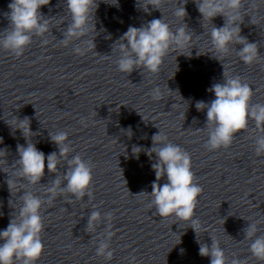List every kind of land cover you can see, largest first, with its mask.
<instances>
[{"label": "clouds", "instance_id": "obj_1", "mask_svg": "<svg viewBox=\"0 0 264 264\" xmlns=\"http://www.w3.org/2000/svg\"><path fill=\"white\" fill-rule=\"evenodd\" d=\"M193 2L202 16V21H208L212 25L209 36L213 49L219 54L215 57L217 60L220 61L219 57L229 54L233 50L231 46L235 45H242L239 50L236 47L234 50L245 64L259 63L264 59L259 53L258 44L249 42L241 35L240 25L244 23L245 16H250V22L253 24V17L249 12L257 7L256 0H251L247 9L245 8L247 0H193ZM164 3L165 0H144V4L140 5L145 12H148L149 5L161 12ZM187 3L188 0H179L174 8L173 16L182 21L175 31L163 15L162 18L152 19L141 27L129 26L114 44L116 47H113V51L119 53L115 60L117 71L129 75L136 69H142V74L145 71L155 74L171 51L189 47L192 31L184 23L188 15L185 8ZM49 4L50 0H12L8 4L10 11L4 14L10 23L8 28L0 33V49L19 58L33 42V37L43 38L46 33L51 32V18H45L40 11L43 6ZM98 6L97 0H66V12L70 22L63 32L61 45L68 47L73 42L80 41L73 48V53L80 56L95 49V36L84 38L92 32L96 33L94 16ZM217 16L224 18L222 27L212 24V20ZM42 43L46 45L49 41L43 39ZM223 77L222 83H215L208 89L214 93V100L210 103L198 101L195 104L198 111L207 109L205 128L208 139L205 148L210 151L221 147L227 148L232 143L234 135L247 129L249 121H252L258 133L254 136L255 153L257 156L264 155V103H251L253 89L241 76H229L224 71ZM167 89L171 91L168 86ZM149 95L154 100L163 97L159 86L152 89ZM12 119L16 122L15 127L7 119L6 123L13 129H19L27 141L26 146L17 145L19 158L10 167L20 178L23 195L19 196L22 203L18 213L12 216L7 228L0 231V240L3 241L0 243V264H36L44 250L41 238L45 227L41 215L42 206L45 203L51 205L62 195L74 197L76 201L83 200L85 196L93 200L91 184L94 165L91 161L83 159L80 153L69 158L74 148L66 131L49 132L50 140L57 146L58 152L53 151L45 156V153L38 150L29 139L36 135L30 128V119L26 116L23 119L17 117ZM83 121L84 118H81V123ZM127 133L129 136L132 135L131 128ZM152 142L153 146L150 149L145 150L135 145L132 147V152L137 157L142 150L146 151L149 157L152 154L157 157L156 162L152 164L156 180L151 185V193L141 192L137 195L149 197L147 207L155 208L156 214L161 218L175 217L177 221L186 222L197 235L199 255L210 257V264H247V259H240L235 253L229 259L219 240L212 235L210 246L200 243L198 233L201 225L195 217V209L203 189L196 182L191 156L181 146L170 142L160 130L158 134L153 135ZM0 154L4 155V163L7 164V149H0ZM62 162L66 164V171L60 174L58 166ZM45 167L49 173L56 174L55 179L47 185L40 183L45 175ZM0 170L4 171L2 168ZM165 176L167 182L161 185L159 181ZM13 183L15 182L10 177L7 180L9 189ZM37 184L44 188L46 196L42 197L27 190L28 186ZM71 201L69 199V202ZM96 207L98 206H94V210L88 216L85 231L95 233L97 227L106 222L105 231L97 238L99 242L95 253L110 261L114 255V250L110 246L114 233L109 230L112 227L113 214L108 212L102 215L99 210H95ZM260 223L250 222L243 231L245 239L251 241L249 244L251 256L264 262V234H258L261 231ZM180 242L179 237L178 243ZM180 251L183 253L184 249Z\"/></svg>", "mask_w": 264, "mask_h": 264}]
</instances>
